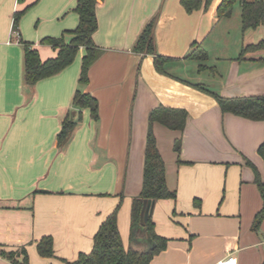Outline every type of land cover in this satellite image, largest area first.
Returning <instances> with one entry per match:
<instances>
[{
  "label": "crops",
  "instance_id": "0c3cea01",
  "mask_svg": "<svg viewBox=\"0 0 264 264\" xmlns=\"http://www.w3.org/2000/svg\"><path fill=\"white\" fill-rule=\"evenodd\" d=\"M220 2L189 14L181 0H101L93 39L103 52L84 90L98 100L99 121L85 110L60 149L57 135L72 108L86 50L80 48L60 74L29 86L19 40L33 44L42 61L56 58L58 51L42 40L71 39L68 33L79 25L77 0H0V264H14L1 253L23 247L30 264H63L89 254L122 197L118 225L128 248L132 203L143 190L149 116L159 106L184 109L188 117L184 131L160 123L152 128L167 186L177 193L176 200L156 203L155 231L169 244L152 264L227 258L264 264V220L253 228L264 205L253 169L264 182V121L224 114L213 96L179 81L202 84L226 99L264 96V52L239 59L245 38L238 54L213 57L208 50L213 39L219 46L227 38L226 29L214 36L225 21L217 18ZM22 11L16 37L13 20ZM155 17L157 53L175 60L167 65L171 77L156 71L153 56L133 52ZM252 40L247 45L264 38ZM195 44L218 64L190 67L186 58ZM45 236L53 237L56 258L39 255L37 242Z\"/></svg>",
  "mask_w": 264,
  "mask_h": 264
},
{
  "label": "trees",
  "instance_id": "16d2710c",
  "mask_svg": "<svg viewBox=\"0 0 264 264\" xmlns=\"http://www.w3.org/2000/svg\"><path fill=\"white\" fill-rule=\"evenodd\" d=\"M24 0H20L23 2ZM101 0H77L75 12L79 15L78 27L68 33L69 41L63 35L60 38H45L43 44L51 46L58 51L56 58L42 61L38 50L33 44L19 40L23 49L24 83L34 86L38 82L60 74L72 65L80 48H85L86 54L82 59L81 71L78 79V87L72 100V108L64 117L61 130L57 135L58 146L65 148L73 137L74 131L83 122V112L90 111L91 118L99 121L98 100L84 90L89 84V70L100 58L103 50L96 45L93 36L98 30L97 6ZM213 0H181V5L189 14L204 10L208 11ZM237 4L241 6V24L243 32L250 29L264 27V0H221L217 7L219 20L230 19ZM26 11V10H25ZM25 11L17 12L13 20V33L19 34V23ZM157 18H153L139 35L133 52L140 55L154 57L155 69L158 73L170 76L167 65L174 62L172 58L161 56L157 53L155 44V26ZM66 35V34H65ZM192 53L186 58L199 64V70L207 69L204 65L209 60L207 51L202 50L197 44ZM264 52V40L251 43L241 51L239 59H245L248 54ZM264 62V58H260ZM171 77V76H170ZM179 80V78H175ZM189 86L213 96L224 114H233L253 121H264V96L223 98L210 91L202 84H193L179 80ZM188 113L184 109L166 108L159 106L149 116V132L147 136L143 190L134 198L131 208V225L129 246L123 243L118 225L119 212L122 200L102 223L94 237L93 250L89 253H81L75 261L61 259L63 264H152L153 259L165 251L169 239L159 236L155 231L154 209L156 203L164 200H176L177 193L167 186L166 166L157 146V140L153 133V124L160 123L174 131H184L187 124ZM175 152L181 154L182 140L177 139L174 146ZM262 150V149H261ZM179 163H181L179 157ZM256 184L264 201V182L256 167ZM264 220V205L257 214L253 228L258 230ZM37 251L43 258H56L54 239L45 236L37 242ZM5 258L14 264H30L26 248L18 252H3ZM17 258H21L19 261Z\"/></svg>",
  "mask_w": 264,
  "mask_h": 264
},
{
  "label": "rangeland",
  "instance_id": "374dc122",
  "mask_svg": "<svg viewBox=\"0 0 264 264\" xmlns=\"http://www.w3.org/2000/svg\"><path fill=\"white\" fill-rule=\"evenodd\" d=\"M232 19H228L224 21V25L221 27H218L214 33V36H217L220 34L221 30L226 29L228 32L226 40L222 42V44H219V46H216L214 43V39L212 43H209L208 50L215 57L216 55H234L235 53L238 54V47H240V44L242 43V38H245V45L247 43H250V39H253L252 41H258L264 38V27H259L258 29H250L243 33L242 30V24H241V6L240 4H237L234 10V14L231 17ZM254 32V33H253ZM193 64H197L196 62L189 63L190 67H193ZM207 64L213 65L218 64L217 60L214 58H211ZM219 65H222L221 63Z\"/></svg>",
  "mask_w": 264,
  "mask_h": 264
},
{
  "label": "built area",
  "instance_id": "2783aa9c",
  "mask_svg": "<svg viewBox=\"0 0 264 264\" xmlns=\"http://www.w3.org/2000/svg\"><path fill=\"white\" fill-rule=\"evenodd\" d=\"M14 35H15L16 37L19 36V34H17V33H15ZM232 261H233L232 258H227V259H225V260L220 261L218 264H230Z\"/></svg>",
  "mask_w": 264,
  "mask_h": 264
},
{
  "label": "bare ground",
  "instance_id": "6f19581e",
  "mask_svg": "<svg viewBox=\"0 0 264 264\" xmlns=\"http://www.w3.org/2000/svg\"><path fill=\"white\" fill-rule=\"evenodd\" d=\"M230 264H234V261H232Z\"/></svg>",
  "mask_w": 264,
  "mask_h": 264
}]
</instances>
